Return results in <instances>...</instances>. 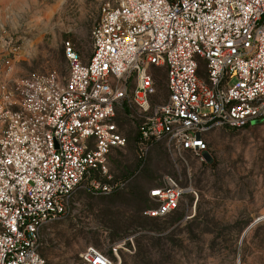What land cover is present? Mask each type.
Wrapping results in <instances>:
<instances>
[{
  "label": "built area",
  "instance_id": "built-area-1",
  "mask_svg": "<svg viewBox=\"0 0 264 264\" xmlns=\"http://www.w3.org/2000/svg\"><path fill=\"white\" fill-rule=\"evenodd\" d=\"M91 38L87 61L66 42L65 76L54 71L3 85L0 264H47L43 231L67 213L74 195L126 184L101 181L111 178V152L128 144L115 120L119 108L142 115L144 156L159 142L173 152L204 153L210 130L264 120V0H109ZM4 65L8 70L11 60ZM158 67L168 98L153 103ZM190 190L165 176L149 190L144 214L173 213ZM121 247L89 246L65 264H121Z\"/></svg>",
  "mask_w": 264,
  "mask_h": 264
},
{
  "label": "rangeland",
  "instance_id": "rangeland-1",
  "mask_svg": "<svg viewBox=\"0 0 264 264\" xmlns=\"http://www.w3.org/2000/svg\"><path fill=\"white\" fill-rule=\"evenodd\" d=\"M107 1L0 0V98L10 80L54 71L65 76L68 41L87 61ZM153 74V103L165 102V68ZM115 120L128 144L111 152V178L101 181L126 184L111 193L74 195L67 213L43 231L47 264L77 262L89 246L110 252L116 242L121 264H264V122L210 130L204 153L173 152L159 142L144 156L137 143L139 111L124 106ZM168 175L191 190L173 213L147 217L149 190Z\"/></svg>",
  "mask_w": 264,
  "mask_h": 264
},
{
  "label": "water",
  "instance_id": "water-1",
  "mask_svg": "<svg viewBox=\"0 0 264 264\" xmlns=\"http://www.w3.org/2000/svg\"><path fill=\"white\" fill-rule=\"evenodd\" d=\"M256 123H259V120H254V121L252 122V124H256Z\"/></svg>",
  "mask_w": 264,
  "mask_h": 264
},
{
  "label": "trees",
  "instance_id": "trees-1",
  "mask_svg": "<svg viewBox=\"0 0 264 264\" xmlns=\"http://www.w3.org/2000/svg\"><path fill=\"white\" fill-rule=\"evenodd\" d=\"M66 57V56H65ZM259 122H264V120H259ZM235 129H238V128H235Z\"/></svg>",
  "mask_w": 264,
  "mask_h": 264
}]
</instances>
